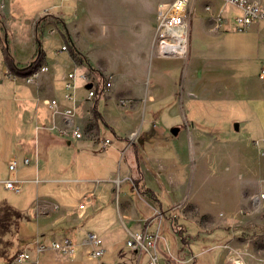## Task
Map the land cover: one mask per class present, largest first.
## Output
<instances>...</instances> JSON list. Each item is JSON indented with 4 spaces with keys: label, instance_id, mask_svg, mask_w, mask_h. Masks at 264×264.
<instances>
[{
    "label": "crops",
    "instance_id": "crops-1",
    "mask_svg": "<svg viewBox=\"0 0 264 264\" xmlns=\"http://www.w3.org/2000/svg\"><path fill=\"white\" fill-rule=\"evenodd\" d=\"M196 1L188 52L178 58L157 51L158 0H0V264H16L19 250L30 255L20 264H151L153 248L126 246L144 229L161 232L156 264H182L171 260L177 241L170 246L166 236L173 237L171 216L184 221L188 204L213 228L231 227L250 203L264 213V22L239 28L223 15L227 4L217 28L222 6L201 13ZM36 32L38 67L47 70L5 74L7 51L19 66L33 59ZM49 36L68 55L48 56ZM73 69L110 74V89L87 99V84L76 77L68 98ZM7 179L20 190L6 188ZM136 180L160 195V208L139 196ZM205 184L232 205L216 216L189 201ZM88 232L103 240L100 261L82 245ZM63 237L76 244L72 256L37 253V241ZM221 254L194 252L200 264H219Z\"/></svg>",
    "mask_w": 264,
    "mask_h": 264
},
{
    "label": "rangeland",
    "instance_id": "rangeland-1",
    "mask_svg": "<svg viewBox=\"0 0 264 264\" xmlns=\"http://www.w3.org/2000/svg\"><path fill=\"white\" fill-rule=\"evenodd\" d=\"M160 0H158L159 3ZM253 3H258L257 0H250ZM264 1V0H262ZM224 2V4H223ZM230 4L227 2V0H197L196 1V7L199 10V12L203 13L206 11H209V9L214 8L217 10L222 5L224 7ZM206 6H210L208 10H204ZM223 6L220 8V10L216 13L221 14V9L224 8ZM158 9V4H157ZM241 14V11L238 7L235 5L230 4V6L226 7L223 15L225 17H233L238 16ZM215 22V21H214ZM216 23V22H215ZM42 36H39V44H37V50L42 49L41 45V39ZM50 38V50L48 53V56H51L53 54L54 57L59 56V54H64L65 56L68 55L69 51H65L61 49V46H56L57 42L55 38ZM65 44V43H63ZM70 44V43H69ZM46 47H44V50L46 51ZM58 49V50H57ZM10 53V51H8ZM187 55V54H186ZM27 57V51L23 53L22 57ZM185 57V56H184ZM182 57V58H184ZM69 71V70H68ZM66 71V73L68 72ZM90 76H96L98 73H95L93 71H89ZM10 73V70L7 71L5 74ZM106 73H103L105 75ZM5 84V83H4ZM1 85V84H0ZM3 85V84H2ZM10 87L8 90L12 91ZM203 193L202 196L196 195L194 197H191L189 201H194L198 205L210 207L214 209V214L217 216L218 212L222 211L223 208L231 206L232 204L229 202H225L223 200L224 197L220 195L221 191L211 187V185H204L203 187H197L195 194ZM213 192H218L217 194H212ZM201 195V194H200ZM244 207L243 210H240L237 213V216L235 218V224H232L231 227H223V228H213V223L209 220L207 216H202L197 213L196 205L194 204H188L183 208V213L185 216V220H187V223L184 221H179L178 217L173 215L171 216V222L175 226L176 229H174L173 237H169L167 235V242L170 246L174 245V242L177 241L176 247L172 248L170 247L169 253H171L172 257L170 256L171 260L175 261L173 257H177L178 259H182V264H200L197 255H194V252L197 251H204L206 253L205 258H211L212 256H216L217 254L220 255V259L222 260L223 255H225L227 252H235L237 255H247L248 259H251L252 264H264V213L257 214L254 211L253 204L250 203L249 208ZM245 209V210H244ZM170 211L166 210V215L168 216ZM213 214V215H214ZM164 215L162 214L161 220L164 219ZM187 218V219H186ZM184 219V218H183ZM192 220V222H191ZM142 237L145 238V241L147 239L153 240L157 239L155 243L156 251L158 252V249L160 245H158L157 248V242L162 239L161 232H149L146 229L139 232ZM157 235V237L155 236ZM231 236L229 239H226V236ZM218 244L220 246H218ZM228 249V250H227ZM137 250H139L141 253L143 251H150L152 252V248L149 247L148 244H145V248H142L140 245H137ZM230 255V254H229ZM181 257V258H180ZM219 259V264H234L232 261H229L227 259L226 262L221 261ZM151 264H156L157 259L151 262ZM248 263H250L248 261ZM88 264H94L93 261H89Z\"/></svg>",
    "mask_w": 264,
    "mask_h": 264
},
{
    "label": "built area",
    "instance_id": "built-area-1",
    "mask_svg": "<svg viewBox=\"0 0 264 264\" xmlns=\"http://www.w3.org/2000/svg\"><path fill=\"white\" fill-rule=\"evenodd\" d=\"M228 3L235 5L241 11L238 16H233L232 19L236 26L243 28L252 23L258 21L264 22V2L263 3H253L250 0H227ZM189 3L190 0H160L158 3V9L156 14V48L160 55L171 56L182 58L186 56L189 46V30H190V19H189ZM206 10L209 9L208 6L205 7ZM215 27H220L223 17L220 13L213 16ZM62 50L69 51L66 44L61 46ZM47 66L41 65L35 70V73L47 70ZM259 76L264 78V61L261 63ZM76 77L82 78L85 84H89L90 87L87 88V99L94 98L96 96L104 95L111 87V75H96L90 76V72H80L77 73L75 69L69 71L66 74L64 87L68 90L66 96L68 98L73 97L72 91L75 89V79ZM56 101L51 100V105H55ZM66 114H71L72 110L67 109ZM74 139H79L81 133L74 129L71 132ZM134 134V133H133ZM110 143L109 139L103 140V145H108ZM28 162V159H25ZM15 168V161L9 164V169ZM5 187L18 192L20 190V185L13 180L7 179L5 181ZM83 204L80 205L82 207ZM157 237V235H155ZM157 239L145 241L140 233L130 234L126 240V246L137 249V245L145 248V244H148L150 248L155 250L154 255H150L151 262L156 260V248L155 243ZM82 245H87L89 247V255L100 261L104 254L105 248L103 240L96 233L88 232L86 233ZM76 244L69 238L63 237L59 240H51L49 243L45 244L40 241L36 242L37 253H43L45 251H54L63 256H72L75 253ZM30 255L25 250H19L14 258L13 263L20 264L28 261ZM99 264H103L100 262Z\"/></svg>",
    "mask_w": 264,
    "mask_h": 264
},
{
    "label": "trees",
    "instance_id": "trees-1",
    "mask_svg": "<svg viewBox=\"0 0 264 264\" xmlns=\"http://www.w3.org/2000/svg\"><path fill=\"white\" fill-rule=\"evenodd\" d=\"M39 32H36V41L37 44H39ZM73 51V49H72ZM40 55L41 52L39 51V49L35 52L33 59L24 66H19L18 63L15 61L14 57L12 55H10V53L7 51L6 52V61H7V65L9 70L11 71L12 74L14 75H20V76H28L31 75L35 72V70L37 69V67L40 64ZM133 189H135V191L139 194V196L141 197H147L149 198L151 201H153L159 208L162 206V199L160 197V195L152 190H150L149 188L142 186L140 184V182L138 180L134 181V187ZM175 226L173 225V223L171 222V231L172 233L174 232ZM231 236H226V239H229ZM218 246H220L218 244Z\"/></svg>",
    "mask_w": 264,
    "mask_h": 264
},
{
    "label": "bare ground",
    "instance_id": "bare-ground-1",
    "mask_svg": "<svg viewBox=\"0 0 264 264\" xmlns=\"http://www.w3.org/2000/svg\"><path fill=\"white\" fill-rule=\"evenodd\" d=\"M228 250V249H227ZM229 253V252H228ZM226 253L225 255H223V257H222V260L221 261H224V262H226L227 261V259L229 260V261H232L234 264H252L251 263V259H248L247 258V255H243V254H241V255H236L235 254V252H231V253ZM248 261L250 262V263H248Z\"/></svg>",
    "mask_w": 264,
    "mask_h": 264
},
{
    "label": "water",
    "instance_id": "water-1",
    "mask_svg": "<svg viewBox=\"0 0 264 264\" xmlns=\"http://www.w3.org/2000/svg\"><path fill=\"white\" fill-rule=\"evenodd\" d=\"M86 87H90V85L88 84V85H86Z\"/></svg>",
    "mask_w": 264,
    "mask_h": 264
}]
</instances>
